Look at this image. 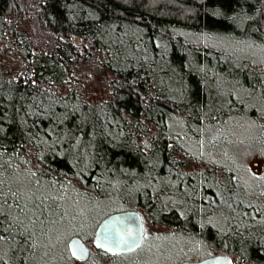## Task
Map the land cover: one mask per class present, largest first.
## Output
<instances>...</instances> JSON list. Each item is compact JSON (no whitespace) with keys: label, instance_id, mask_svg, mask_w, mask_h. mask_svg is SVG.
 <instances>
[{"label":"trees","instance_id":"16d2710c","mask_svg":"<svg viewBox=\"0 0 264 264\" xmlns=\"http://www.w3.org/2000/svg\"><path fill=\"white\" fill-rule=\"evenodd\" d=\"M0 39V264L44 258L46 232L22 226L7 181L19 170L97 209L125 207L71 229L94 251L76 260L62 244L61 264H136L150 238L127 254L93 241L125 210L189 238L191 254L264 264V182L209 154L231 119L264 151V0H0Z\"/></svg>","mask_w":264,"mask_h":264},{"label":"rangeland","instance_id":"374dc122","mask_svg":"<svg viewBox=\"0 0 264 264\" xmlns=\"http://www.w3.org/2000/svg\"><path fill=\"white\" fill-rule=\"evenodd\" d=\"M5 44V41L0 39V58L6 64L9 58L3 55L7 52ZM232 50L234 51L235 47ZM240 51L242 57L248 58L249 52L246 49L241 50V48H238L237 53ZM255 69L264 72V65L262 67L258 65V68ZM92 85L90 91L95 94V96L91 97L93 100L101 101L102 98H107L104 92L105 89L99 87L100 84L97 79H95ZM231 89L235 93L238 92L235 88ZM236 122L234 119H231L227 123V127H230L226 128L227 131L219 130L216 132V139L220 138V136H225V134L228 138L227 140L221 139L218 141L215 145L216 147L209 152V154L211 153L210 157L215 158L219 163H225L226 160L233 163L237 167L238 172L247 178V180L264 182V151L258 146L254 130L251 131L252 127L248 131L239 132L234 126L237 125ZM7 181L9 186L17 192L16 194L20 195L22 208L25 210V216L23 219H20L22 226L34 228V231L39 230V237L46 232V236L44 235L42 237L43 241H41L44 248L42 251L44 258L37 256L29 264H61L63 257L59 258L58 256V246L64 244L65 251H68L67 241L73 236V234L70 235L71 229L82 227V229L88 231L92 227L94 220L98 219V215L125 209L122 204H116L115 202L106 203L97 209L90 202L82 201L79 197H75L72 190L60 193L44 182L33 181L23 170L16 171ZM57 195L63 197L60 209L58 211L47 210L46 208H50L52 205L51 202H47V199L57 198ZM42 198L43 200H41ZM43 217L45 218L43 219ZM84 217L88 218L87 224V221L84 223L82 221ZM141 218L143 221L144 238L146 236L147 239H150L146 244L147 247L144 250V254L134 260L136 264H179L185 260L183 258L199 260L210 254V252L191 254L189 247L186 246L190 242L189 238L181 237L174 239L173 237L176 235L172 228L161 224L152 226L143 216ZM90 237L91 235L87 236V239L89 240ZM90 248L94 251L93 247ZM187 252L191 255H182L187 254ZM231 261L232 264H237L236 259L231 258Z\"/></svg>","mask_w":264,"mask_h":264},{"label":"water","instance_id":"95a60500","mask_svg":"<svg viewBox=\"0 0 264 264\" xmlns=\"http://www.w3.org/2000/svg\"><path fill=\"white\" fill-rule=\"evenodd\" d=\"M144 239L143 221L136 210H125L106 215L97 224L93 241L95 245L110 254H127L140 248ZM83 250V255L78 252ZM70 256L76 260H86L90 250L78 236L67 241ZM179 264H232L231 258L224 254L210 255L199 260H183Z\"/></svg>","mask_w":264,"mask_h":264},{"label":"snow or ice","instance_id":"6c2138e0","mask_svg":"<svg viewBox=\"0 0 264 264\" xmlns=\"http://www.w3.org/2000/svg\"><path fill=\"white\" fill-rule=\"evenodd\" d=\"M21 211H24V209H21ZM77 249H78V252L83 255V250L82 249H79V246L77 245Z\"/></svg>","mask_w":264,"mask_h":264}]
</instances>
